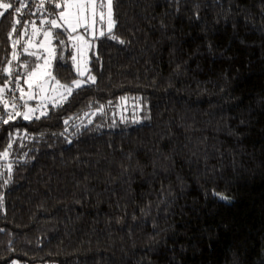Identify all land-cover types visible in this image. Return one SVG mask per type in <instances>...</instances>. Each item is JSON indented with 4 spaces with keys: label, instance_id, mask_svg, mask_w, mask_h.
<instances>
[{
    "label": "trees",
    "instance_id": "1",
    "mask_svg": "<svg viewBox=\"0 0 264 264\" xmlns=\"http://www.w3.org/2000/svg\"><path fill=\"white\" fill-rule=\"evenodd\" d=\"M6 1L0 83L25 20L64 9ZM113 15L93 80L41 116L0 120V164L16 142L0 264H264V0H113ZM54 74L79 77L60 58ZM125 97L140 121L79 124Z\"/></svg>",
    "mask_w": 264,
    "mask_h": 264
},
{
    "label": "rangeland",
    "instance_id": "2",
    "mask_svg": "<svg viewBox=\"0 0 264 264\" xmlns=\"http://www.w3.org/2000/svg\"><path fill=\"white\" fill-rule=\"evenodd\" d=\"M63 5L64 9L54 17H41V21L28 18L23 30L13 38V51L6 67L10 78L0 83V120L19 115L25 119L41 116L50 104L65 101L75 87L94 79L88 74L94 38L114 28L113 0H63ZM10 6L8 1L0 0V16ZM61 45L65 50L59 56ZM66 50L70 51L68 59ZM58 58L73 63L79 74L71 85L61 82L54 74ZM143 111L140 100L125 97L107 110L101 108L88 113L78 122L84 125L101 117L103 123L112 125L134 123L142 119ZM24 138L23 133L18 134L16 141L21 145ZM15 143L2 155L0 176L6 179L12 172Z\"/></svg>",
    "mask_w": 264,
    "mask_h": 264
}]
</instances>
